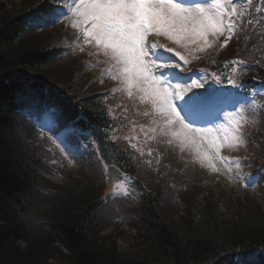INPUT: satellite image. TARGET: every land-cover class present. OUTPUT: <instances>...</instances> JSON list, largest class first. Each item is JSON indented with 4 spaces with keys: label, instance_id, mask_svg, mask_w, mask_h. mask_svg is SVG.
I'll use <instances>...</instances> for the list:
<instances>
[{
    "label": "trees",
    "instance_id": "16d2710c",
    "mask_svg": "<svg viewBox=\"0 0 264 264\" xmlns=\"http://www.w3.org/2000/svg\"><path fill=\"white\" fill-rule=\"evenodd\" d=\"M13 1L0 0V264H228L234 256L247 258L252 252L258 264L264 261V213L259 204L225 219L199 185L197 201L185 202L181 196L182 213L176 217L175 210L171 213L174 205L168 214L162 207L168 195L151 200L143 192L158 188L157 179L165 182L163 194L169 189L177 197L197 187L194 180L183 183L175 167L180 168V160L172 157L177 152L151 131V105L125 101L114 90L116 84L90 93L76 73L54 77L50 67L60 50L31 40L49 29L27 23L47 15L46 6L53 0H45L40 9L42 0H21L17 13L11 9ZM262 1L250 24L238 25L227 45L207 59L214 73H226V87L229 76L244 89H264ZM27 102L51 110L60 123L75 120L72 128L98 144L97 158L76 171L92 183L68 178L63 187L48 185L46 179L54 176L49 162L56 166L45 140L21 118ZM251 117L256 125L245 126L246 131L252 129V137H247L249 154L242 156V164L261 163L257 189L264 203V137L257 133L264 132V111ZM102 162L133 179L136 194L109 201L102 191ZM45 194L51 198L45 200ZM114 223L136 229L138 252H120L101 235Z\"/></svg>",
    "mask_w": 264,
    "mask_h": 264
},
{
    "label": "rangeland",
    "instance_id": "374dc122",
    "mask_svg": "<svg viewBox=\"0 0 264 264\" xmlns=\"http://www.w3.org/2000/svg\"><path fill=\"white\" fill-rule=\"evenodd\" d=\"M62 2H64V6L62 8H57L51 17L53 25L52 29L44 31L46 33H36L31 36V40H41L44 41L49 48L61 50L62 54L59 55L58 59L50 67L51 74L56 78L67 76H70L71 78L72 74L76 73V75L82 79L80 82L81 86H90V89L92 90L90 93H94L93 91L101 92L102 88H107L109 86L112 87L114 83H118L119 85L117 86V89H120V95L124 96L125 101L130 100L131 103H133L128 94L125 95V93H128L126 80L123 78L121 80H114L111 77L114 73L119 74L116 72L114 61H112L110 57L104 56L101 49H97L92 44H85L84 38H79L81 35L83 36L80 28L72 26L75 22L82 19L73 12V9L76 6L75 3L79 2V0H62ZM21 4V0H14L13 5L11 6L12 11L17 13L21 10ZM220 4H227V1L224 0L215 3H208L207 5L202 6L211 9ZM228 21L229 19L226 18L225 23ZM67 30H69V32L65 33ZM232 30L234 35L236 31L235 25ZM79 33L81 35H79ZM153 36L158 37L155 35ZM153 36L150 37V43ZM159 37L161 39L160 44L163 47L166 49H172L173 53L177 51L180 52V54L184 55L188 61L186 64L180 62L183 68V71H181L179 76L180 80L179 82H176L174 90L169 91L168 89L171 107L174 108L175 113L178 114V116L176 114L171 116V119L175 122V131L182 132L190 139H195L196 143L199 144L200 152H206L210 157L214 156L218 149L219 155L212 160V164H214L219 171H214L213 168L209 166L208 160L204 159L203 155L197 152L196 148L191 145L190 140L181 144L180 140L172 135L171 126H169V131L167 133L164 131L165 124L161 119L159 109H167L168 105L166 103H161L159 100H157L156 103H153L151 100V106L155 111L154 119L150 124L151 127L159 135L166 136L169 140H164V143H169L170 149L177 152V156L173 155L172 157H178L181 166L180 168L179 166H175V162H172V164L180 170L179 176L182 175L183 183H185L186 180L191 182L194 180L197 182V187H193L192 190L181 191L180 196L177 197L175 192L169 189H167V193L163 194V191L165 190V182L161 179H157L158 181H155V183L159 187L152 190L147 189L146 193L150 196L149 198L151 200L154 199V196L161 197L165 194L168 195L170 198L168 199V202H164L162 207L164 210H167L168 214L173 207L172 205H174V209L171 213L175 210L176 217L182 213V205L180 204L183 201H197V198L200 195L199 185L203 187V197L206 198L207 196H211L214 206L219 207V211L224 215L225 219L236 218L237 214H245L248 209H254L258 204L260 210L264 213V203L259 201L261 195L254 190L255 177L254 175H251L253 171H257V168L261 163L259 162L255 166L250 165L249 167L240 164L241 156L249 154L248 150H244L240 129V125L242 126L245 123V120H247V117H244V115H246L249 105L246 107L241 106L235 113H228L223 116V121L219 124V128L222 132L221 138H218L214 131H203L194 128V126H189V124L196 125V123L192 122H206L212 114V110H205V106L200 105L191 108L189 103H191L192 93L205 90L208 79L214 80L223 76L219 75L217 72L214 73L213 68L215 67H210L212 64L209 63L208 65L207 59L216 56V53L227 45L229 40L228 31L224 30L222 34L214 39L209 37L207 45L198 42L199 50H197L196 45H193L190 42L178 45L174 39H171L168 36L159 35ZM74 49H77L80 52L73 51ZM69 52H75L77 55L67 54ZM173 53L169 54L172 55ZM178 60L179 57H176L172 63H175ZM92 66H94L95 69L92 68ZM192 69H197L198 72L193 81L189 82V79L191 78L190 76L193 74L191 72ZM123 71V66H121L120 73H123ZM214 74H216V76H214ZM221 84L224 85L222 82ZM154 87L157 89L165 88L163 85H156ZM132 91V97L141 99V95L143 94L138 93L135 88H133ZM230 92H233V90H230ZM228 96L236 98L234 94ZM223 97L226 98L225 96ZM145 100L150 99L145 97ZM165 114H167V112H165ZM38 120V126L41 133H44L49 138V147L53 152L52 154L61 159V166L62 164H65L68 168L67 171L63 173L62 177H59L54 181L46 179L48 185L54 184L59 188L63 187L67 185L66 180L68 178L74 179L75 181L78 180L79 182L83 181L85 184L92 183L88 176L76 173V171L81 168H74V162H81L83 158L89 155L85 152L88 148L84 146L76 147L74 145L76 150L75 148L72 149L64 138L59 137V135L51 134L52 128L57 131V125L52 124L50 117L47 118L41 116ZM185 125H187V128L184 127ZM193 129H195L196 132H193ZM257 133H259V137H264V132L259 131ZM31 146L33 149L37 150V144H32ZM77 152L80 154L76 155ZM75 155L77 156L76 158H74ZM220 155L223 156L224 159H220ZM228 162H230L231 165H229ZM153 178H155V176H153ZM77 187L81 186L77 185L75 188ZM102 191L105 195L107 194L109 198L127 197L136 194V185L133 179L116 172H111L109 174L108 183L104 185V187L102 185ZM47 195L48 194H45V200L51 198ZM181 196H183V201L180 199ZM112 225L113 227H110L109 229L107 228L101 235L107 237L112 243H114L120 252H138V243L134 240L136 229L131 228V226L129 227L127 225H119L116 223ZM250 252L251 251L248 250L247 254ZM236 257L239 256H234L233 259ZM239 258L244 261L243 258L245 257ZM248 258L255 259L256 256L254 252L250 253L245 259ZM51 263L57 264V261L52 260Z\"/></svg>",
    "mask_w": 264,
    "mask_h": 264
},
{
    "label": "snow or ice",
    "instance_id": "6c2138e0",
    "mask_svg": "<svg viewBox=\"0 0 264 264\" xmlns=\"http://www.w3.org/2000/svg\"><path fill=\"white\" fill-rule=\"evenodd\" d=\"M73 12L82 18L72 26L80 28L84 43L101 49L104 56L114 61L116 72L119 74L114 73L112 79L126 80L129 97L133 96L132 89L135 88L138 93L143 94L142 100L147 97L153 103L157 100L166 103L167 109H159L165 124L164 131L167 133L171 126L172 135L179 139L181 144L190 140L197 152L208 160L209 166L214 171H219L212 164V160L218 157L219 150L210 157L206 152H200L195 139L175 131V122L171 116L176 113L171 107L168 89L154 87L168 83L169 77L179 76L180 71H183L180 62L186 64L188 61L178 51H160L154 42L150 43V36L165 35L174 39L178 45L190 42L199 50L198 42L207 45L209 37L214 39L224 30L231 33V21L235 19L236 13L235 0H229L228 4L216 5L211 9L199 3L185 5L180 0H79ZM226 18L229 19L228 23H225ZM43 19L38 18L27 23L29 26L40 27ZM230 38L231 35L228 39ZM165 53L173 54L166 56ZM176 57H179V60L172 63ZM121 66L123 73H120ZM184 127L187 128V125ZM192 131L196 132L195 129ZM228 264L258 262L252 258L242 261L236 257L229 260ZM260 264H264V261Z\"/></svg>",
    "mask_w": 264,
    "mask_h": 264
}]
</instances>
